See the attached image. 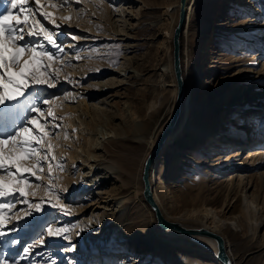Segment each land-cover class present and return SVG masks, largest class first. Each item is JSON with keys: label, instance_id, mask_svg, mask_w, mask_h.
Here are the masks:
<instances>
[{"label": "rangeland", "instance_id": "1", "mask_svg": "<svg viewBox=\"0 0 264 264\" xmlns=\"http://www.w3.org/2000/svg\"><path fill=\"white\" fill-rule=\"evenodd\" d=\"M176 2L84 0L81 4L72 3L67 11L61 13L72 15V19L62 25V29L53 30L63 31L58 43L64 46L65 58L71 60L72 66L64 69L55 88L46 89L40 96L42 99L68 97L63 100L62 107L56 109L57 117L63 119L53 121L60 125L54 132L61 136L58 141H54L59 144L55 154L63 158L61 162L65 167V171L56 172L55 175L59 177L56 181L59 188L67 189L62 193L63 203L75 210L71 215H64L55 209L49 210L56 215L58 226L72 229L69 233L71 239L58 242L49 240V244L36 248L28 259L21 260V264H32L33 261L35 264H52L53 261L55 264H219L215 257L197 255L203 249L202 245L184 234L182 239L166 242L143 193L144 164L175 112L178 91L176 95L172 94V78L169 73H166L169 86L163 91L166 103L155 118L149 122L147 113L140 115L139 108L142 102H147L151 90L163 84L161 74L165 66L174 68L173 34L178 24H171L168 11ZM200 3V0L189 2L192 14L198 10ZM230 8L226 2L218 0L215 10L217 13L221 11V14L210 29L207 32L195 30L192 20L185 25L181 38L182 71H199L202 80L197 87L198 93L190 90L186 94L189 85L185 83L183 103L189 100L193 102L192 114L182 117L181 110L172 137L164 147L160 161L159 158L156 160V164L159 163L157 171L154 170L153 194L157 203L173 217L205 207L222 210L225 199H232L235 192L240 191V178L245 174H254L250 166L241 164L242 157H236L241 152L245 155L254 154L252 147L241 145L232 148L235 141H229L231 138H225L221 132L209 134L208 122L211 118L220 122L228 113L233 112L234 117H230L235 119L237 126L243 121L239 137L243 133L245 137L240 140L250 136L264 146L262 106L252 108L248 115L245 113L246 108H243V113L237 117L234 112L237 108L229 111L235 105L216 107L211 104L212 98L222 90L221 79L232 75L237 67L247 63H252L257 69L252 83L255 84L257 80L264 90V73L261 75L262 81L257 79V72L263 70L264 66V37L254 32H239L236 29L239 23L233 19H238L236 12L228 14ZM77 13L79 19L76 18ZM57 22L60 23L59 20ZM44 23L50 29L53 28L47 22ZM168 33L171 35L168 36ZM73 35L80 39L73 40ZM238 37L254 43L251 47L246 46L247 41ZM77 54L82 58L76 59ZM255 60L260 65L253 62ZM82 65L86 66L85 73L78 71ZM64 73L70 75L71 82L63 78ZM79 92L86 95L90 109L87 121L97 125V145L91 154V167L74 165L67 156L73 152L76 143L68 120L72 117L74 107L79 105ZM43 107L47 108V105ZM0 115L4 120L16 118L15 114ZM48 119L51 120L50 117ZM251 121L254 122L252 128L244 132L246 123ZM106 130L111 131L114 139L122 144L103 146L102 135ZM64 133L68 136L66 140L63 139ZM205 134H209V138H205ZM134 135H141L143 139H135ZM227 158L233 160L228 161ZM228 166L231 168L223 171ZM230 178H234V183H227ZM64 183L67 184L65 188ZM234 207L229 215L233 216L237 212ZM122 219L125 222L118 224ZM41 223L20 231V244L7 247L0 245L3 248L0 259H8L9 264H12L13 259H20L23 253L17 250H22L38 238ZM126 224L138 227L132 231L138 241L148 243L155 240L164 245L140 251L133 248L130 241L124 240L117 252L109 250L100 254L99 250L103 246L115 245L112 242ZM12 226L7 225L5 231ZM87 226L91 231L88 232ZM9 235L17 237V233ZM183 243L189 245V250L183 249ZM235 243L230 241L232 249ZM235 252L241 264H256L253 258L248 257L250 252L246 249L241 248Z\"/></svg>", "mask_w": 264, "mask_h": 264}, {"label": "snow or ice", "instance_id": "2", "mask_svg": "<svg viewBox=\"0 0 264 264\" xmlns=\"http://www.w3.org/2000/svg\"><path fill=\"white\" fill-rule=\"evenodd\" d=\"M83 2L0 0V106H3L0 114L16 116L4 120L0 115V245L20 244L19 232L42 222L38 238L18 249L23 255L13 259L12 264H21V260L28 259L36 248L49 244V240L71 239L72 229L58 226L56 215L49 210L64 215L75 210L63 203L62 193L67 189L59 188L56 183L59 177L55 175L65 171V167L63 158L55 154L59 144L54 141L61 136L54 132L60 125L53 121L63 119L57 117L56 109L68 97L42 99L40 93L55 88L64 69L72 66L71 60L65 58L64 46L58 43L63 31L53 29L60 30L71 21L72 15L61 13L72 3ZM41 18L53 28L47 27ZM76 18L79 19V13ZM72 39L80 37L73 35ZM75 58L82 57L77 54ZM63 78L71 82L69 74L64 73ZM67 138L64 133L63 139ZM9 224L13 226L5 231ZM10 233H17V237H11ZM2 251L0 247V254ZM0 264H9V260L0 259Z\"/></svg>", "mask_w": 264, "mask_h": 264}, {"label": "bare ground", "instance_id": "3", "mask_svg": "<svg viewBox=\"0 0 264 264\" xmlns=\"http://www.w3.org/2000/svg\"><path fill=\"white\" fill-rule=\"evenodd\" d=\"M177 1L178 2H176L175 5L169 8L168 16L171 24H179L182 18L184 19L182 35L184 32L185 25L187 24V22H190L192 20L194 21L195 30H206L207 32L210 29L211 24H213L215 19L221 14V11L220 13H217V11L215 10V4L218 2V0H200L201 3L199 5V8L193 14L191 12V4H189V2L191 3L194 0H177ZM223 1L226 2L228 6H231V8L228 10V14L230 13L233 14V11L236 12L235 16H237L238 19L234 17L233 19L235 20V22L239 23V25L236 26V29H238L239 32H241L242 34L254 32L258 36L260 35L264 37V31H263L264 30V0H223ZM247 28H249V30H247ZM170 35L171 34L168 33V36ZM238 38L240 40L244 39L243 37H238ZM244 40L247 41L245 42V44L246 46L249 47H251L250 45L254 43L252 40L249 39H244ZM253 62H257V61L255 60ZM256 64L260 65V62H257ZM173 67H174V62H173ZM254 67L255 66L252 65V63L249 64L247 63L243 66L237 67L238 69L234 70L232 75L221 79L222 90L220 91L219 94H217L215 97L212 98L211 104H213L216 107L218 106L222 107L228 104L235 105L232 106L233 108L230 109L229 111L232 110L234 111L235 110L234 108H237V111H234L235 113H237V117L241 115L242 112L241 110L243 108H246V112L245 111L244 112L246 113V115H248L247 113L250 112L252 108H256L258 106L263 107L262 113L264 114V90L262 89L261 84L257 83V80L255 81L256 82L255 84L252 83L254 81L253 76L257 71V69ZM85 70H86V66L82 65L78 71L79 73H85L86 72ZM163 70L164 71L161 74V77L164 80L163 84H161V86H156L153 90H151L152 94L149 97H147V102H142L139 108L140 115L147 113L146 115L149 117V122H151L152 119L155 118V116L160 112V110L166 103V96L163 92L164 89H166V87L169 86L166 82L167 79L166 73H169L172 78L170 85L172 87V91H171L172 94L176 95L177 91L179 94V83L175 69L165 66ZM262 72L264 73V66H263V70L257 72L258 75L257 79H260L261 81L263 80L261 77V75L263 74ZM181 77L184 86V97H185V83L189 85L188 88L186 89V94L189 93L190 90L193 93L195 92L198 93L199 89L197 87L202 80V76L199 71H192L191 73L183 72L182 62H181ZM175 78L177 79V81ZM177 86H178V90H177ZM178 94H177V98H178ZM77 95L79 98V105L74 107L72 112V117L68 120V125L71 126L74 132L76 143L75 145H73V152L70 154L68 153L67 156L69 160L72 163H74V165L77 164L81 166L83 165V166L91 167L90 166L91 154L94 150V147L97 145L95 138L97 125L90 124L89 121H87L86 117L88 116L90 109L88 107L86 95L82 92H79ZM183 100L181 102L180 114L171 132L169 133V135L165 140L164 147L167 145L168 141H170L172 137L175 125L181 115V110H182V117L192 114V107L194 105L193 102L189 100L183 103ZM175 111H176V107H175ZM82 113H85V115L83 116ZM231 115L233 116V112L228 113L226 117L223 118L220 122H218L214 118H211L210 121L208 122V129L210 130L209 134H212L214 132L215 133L221 132L223 135H225V138H231L229 139V141H235L232 145V148H236L235 146H241V145L242 146L245 145L246 148L252 147L251 149L255 151L254 154L246 153L245 155L241 152L237 154L236 157H238V159L239 157H242L243 159L241 158L242 159L241 164L250 166L254 174L252 176L245 174L240 178L239 182H240V186H242L240 188V191L235 192V195L232 199L231 198L225 199V204L222 210L217 211L205 207L203 209L194 210L192 211V213H186L180 215L179 217H173L169 215L162 208V206L159 203H157L153 194V184L155 182L154 173L157 170L155 168V165L157 167L156 160L157 158H159L160 155H155V157L152 160L149 178H150V184L152 190V197L163 219L168 224L166 227H162L158 223L155 211L146 201L145 196L144 199L148 203L152 211L154 212L157 225L161 228L160 232L162 233V236L164 237V240L166 242H172L174 240L182 239L184 234L190 240L197 243L196 241H194V239L191 238V236L186 234L184 231L174 227V225L178 224L179 226L188 229L201 228L210 231L214 234H217L224 239L226 252L231 264H241L239 260H237L235 254L236 253L235 250L237 251L241 248L246 249V251L250 252L248 254L249 255L248 257L253 258V260L256 261V264H264V146L259 145V143L255 141L257 139L256 138L252 139L250 136L247 139L242 140L243 141L242 142L240 138H244L245 136L243 133L241 137H239L240 135L239 132H240V127L243 126L242 124L243 121L240 122L241 123L240 126H237L235 119L230 117ZM253 121L255 122V120ZM253 121L246 123L248 127H246L245 125L244 132L252 128V125L254 124ZM149 122L147 121L148 124ZM209 134H205L204 137L209 138ZM134 138L140 140L143 139L141 135H134ZM102 144L103 146L105 145L117 146V144H122V142L115 140L112 132L106 130L102 135ZM204 146L205 145H203L202 147ZM243 155L245 156L243 157ZM227 160L228 161L233 160V158H227ZM230 168L231 167L228 166L223 171L226 172ZM105 169L108 168L106 167ZM130 172L131 173L134 172L131 167H130ZM143 174H144V168H143ZM142 181H143V175H142ZM232 182L234 183V178H230L227 181L228 184H231ZM66 185L67 184L64 183L63 185L64 188L66 187ZM79 185L81 186V184ZM233 205H235L234 209L236 208L237 212L232 216L229 215V212L233 209L232 208ZM124 222L125 221L122 219L117 223L123 224ZM135 226L137 227V225ZM137 228H135L134 225L132 224H126L125 227L122 230H120L119 233L121 234H118L115 237V240L112 242L115 243V245L109 244L103 246V248L99 250L101 251L100 254L107 253L109 250L110 251L113 250L114 252L115 251L117 252L119 248L122 247L121 243H123L124 240L130 241L132 247L136 249H140V251L143 249H147V250L151 248L155 249L159 245H164L162 243L156 242L155 240H151L148 243L141 240L138 241L137 239L134 238L132 233V231L137 230ZM87 230L89 232L91 231V228L87 226ZM143 232L144 231L140 226V233L142 235ZM141 234L140 236H142ZM196 237L209 246V248L206 246H202L203 249H201L200 252H197L196 254L199 256L201 255L203 257L213 258L214 257L213 251L217 252L218 250L217 240L211 236L203 235V234H199V235L197 234ZM232 240L236 242L234 244L233 249L232 246L230 245V241ZM183 245H184L183 247L184 250L188 249L187 247L189 245L187 243H183ZM103 258L105 257L103 256ZM218 263L222 264L220 262Z\"/></svg>", "mask_w": 264, "mask_h": 264}, {"label": "water", "instance_id": "4", "mask_svg": "<svg viewBox=\"0 0 264 264\" xmlns=\"http://www.w3.org/2000/svg\"><path fill=\"white\" fill-rule=\"evenodd\" d=\"M183 26H184V19L182 18V20L176 26V28L174 30V34H173V62H174V69H175L176 76H177L178 83H179V94H178V98L176 101V111L174 113V117L172 118V120L170 121L168 126L165 128V130L160 135V137L156 143L155 149L152 151V153L148 157L146 164H145V167H144V174H143L145 199L150 204V206L153 208V210L155 211L158 223L162 227H166L168 224L163 219V217H162L160 211L158 210V207H157V205L154 202V199L152 197V190H151L149 175H150L151 163H152V160L155 157V155H160L159 159H158V161H160V157H161L162 151L164 149L165 140H166L167 136L169 135V133L171 132V130H172L179 114H180L181 102H182L183 97H184V86H183V81H182V77H181V59H180L181 58V52H182L181 38H182ZM158 163L159 162H157L156 169L158 168ZM174 227L184 231L186 234L191 236V238L194 239V241H196L200 245L206 246L208 248H209V246L206 245L200 239H198L196 237V235L197 234L198 235L203 234V235H208V236L213 237L218 242L217 252L213 251V254H214V257L216 258V261L220 262L222 264H231L229 257L227 255V252H226V246H225L224 239L222 237H220L219 235L214 234V233L207 231L205 229H201V228L200 229H188V228H184L182 226H179L178 224L174 225Z\"/></svg>", "mask_w": 264, "mask_h": 264}]
</instances>
